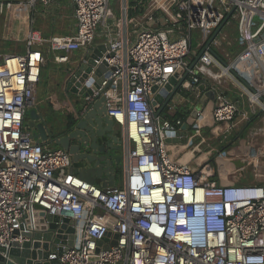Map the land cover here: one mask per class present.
Masks as SVG:
<instances>
[{
    "label": "built area",
    "instance_id": "built-area-1",
    "mask_svg": "<svg viewBox=\"0 0 264 264\" xmlns=\"http://www.w3.org/2000/svg\"><path fill=\"white\" fill-rule=\"evenodd\" d=\"M58 1L26 3L34 7ZM69 1L76 21L73 34L45 38L31 27L23 40L24 53L0 60V248L21 241L14 231L25 227L38 205L46 215L71 222L74 243L80 237L79 248H68L57 264H264V186L231 181L239 171H225L233 153L216 149L230 141L239 124L264 111L259 101L264 97V0H146L143 12L133 17L129 0H116L114 7L111 0ZM133 1L137 7L143 4ZM232 10L210 47L221 48L227 38L224 29L233 22V44L242 48L234 54L224 50L226 60L219 55L227 66L205 51L182 85L192 103L212 91L213 126L227 127L213 140L202 139L198 144L203 150L191 147L199 154L191 163L179 162L173 147H166V133L179 132L186 117H175L176 104L166 106L165 117H155L152 87L161 89L184 73ZM194 32L199 38L195 44ZM96 37L101 43L94 44ZM102 44L107 50L101 60L109 73L87 101L103 98L107 116L121 130L122 178L111 193L72 173L65 150L35 143L26 129V114L35 104L46 63L40 47L54 54L55 63L65 64L68 54ZM226 79L241 87L238 98L226 95ZM205 83L206 91L201 89ZM204 120L198 111L191 125L195 137L202 138ZM216 159L224 164V178L204 181L210 171L206 166Z\"/></svg>",
    "mask_w": 264,
    "mask_h": 264
},
{
    "label": "water",
    "instance_id": "water-1",
    "mask_svg": "<svg viewBox=\"0 0 264 264\" xmlns=\"http://www.w3.org/2000/svg\"><path fill=\"white\" fill-rule=\"evenodd\" d=\"M232 12L233 10L226 15L203 48L192 57L190 65L181 77L173 76L161 89H158L157 85L152 87V107L157 106L154 112L155 117L160 114L162 117L166 116L164 113L166 106L179 93L184 92L183 83L205 51L227 66L224 59L210 47V44L219 35ZM106 50L107 46L97 45L77 60L75 59L61 76L66 98L73 108V114L63 124L55 129L51 128L43 113L34 105L26 114V129L35 143L47 148L58 147L65 150L72 160V173L86 182L100 186L105 193H111L117 190L118 167L122 166L121 130L107 116L103 98L96 97L91 102L87 101L109 73L105 61L101 60ZM230 72L250 93H255V90L236 72L233 70ZM184 94H186L188 113L185 122L181 125L179 132H167L165 141L167 148L173 147L171 151L174 159L182 163H191L192 142L187 140V134L198 111H201L202 117L205 118L204 127L210 128L214 125L211 111L214 108L215 95L212 91H207L198 102L192 103V96L186 92ZM259 101L264 103L262 95L259 96ZM263 113L264 111L259 109L244 129ZM244 129L223 150L231 148ZM182 151H184L183 154H181ZM246 165L245 161L238 158L232 159L226 164L225 171L231 173ZM29 215H32V219L25 221V227L21 225L14 231V237L21 241L12 242L9 249L0 248V264H57V258L68 248L72 246L79 248L80 237L78 236L77 242H73L75 231L68 219L46 215L38 205H33ZM78 233H80L79 230ZM110 235L111 233L108 232L104 241L107 242ZM113 238L116 239L117 235H113ZM111 244L114 245L115 240ZM105 249H108V246Z\"/></svg>",
    "mask_w": 264,
    "mask_h": 264
},
{
    "label": "rangeland",
    "instance_id": "rangeland-1",
    "mask_svg": "<svg viewBox=\"0 0 264 264\" xmlns=\"http://www.w3.org/2000/svg\"><path fill=\"white\" fill-rule=\"evenodd\" d=\"M111 5L114 7L116 5V0H111ZM34 10L29 5H27L26 0H0V49L5 48L10 51H13L14 53H20L23 51L24 43L22 42L23 36L25 35V25L27 23V17L29 20V27L33 26L34 23ZM56 15V14H55ZM148 26L151 28L153 27L152 22L148 23ZM55 28L57 30H66L67 32L71 30L69 24L65 21L55 20ZM17 32L20 34V37L16 41H7L5 40L4 36H10V33ZM224 33L227 34V38L222 42L221 48H217L216 46H212L213 50H215L219 55L223 56L224 59H227V56L224 53L225 51L232 50V53L236 51V48H239V50L242 48V45L239 42H236V45L234 46L233 38L237 37L235 23L231 22L230 25H228L224 29ZM67 35V34H66ZM69 35V34H68ZM222 38V35L219 36ZM198 43L199 38L196 35V33H193V43ZM9 46H12L11 48ZM41 46L40 48H42ZM19 49V50H18ZM45 51V68L42 70L41 73V80L40 83L37 86V95H36V101H35V107H38L40 111L45 115V118L47 117V122L49 125L54 124L55 126L63 124L65 120H67L71 114H73V108L70 107V102L67 100V96L65 94L61 76L64 73L63 65H57L54 63L53 58L54 54H48L46 51V47L44 48ZM194 52L195 49H193ZM228 54L230 52L228 51ZM60 66V67H58ZM170 105H175V110L179 114H185L186 113V107L183 105H180L176 97L169 103ZM157 107V106H156ZM166 110H164L165 112ZM178 114V115H179ZM169 119H173L172 115H168ZM261 119L264 121V118L261 117ZM197 127V123L195 124ZM227 127V123H220L211 129L202 128L201 129V136L202 138L195 137L194 136V130L193 128H190L188 134L190 137V140L192 142L191 147H194V145H197V148L200 150H203L201 148V145L198 144L204 140H213L215 136L220 132V129H224ZM257 131H251V130H245L241 134V136L237 139L236 142L231 146L233 155L236 156L238 159H243L244 155H248L250 157V163L252 165L251 159H253V155L251 156V153L249 151V144H251L250 140L251 138L256 135ZM239 134V133H238ZM226 141L223 144H218L216 146V149H219V147H222ZM229 142H227L228 144ZM241 148V151L239 150ZM257 148V147H255ZM53 149H59L58 147H53ZM243 149V150H242ZM248 149V150H247ZM238 150V151H236ZM196 151V150H195ZM197 152V151H196ZM198 152L196 153L197 157ZM192 157L195 158L194 154H191ZM197 159V158H196ZM245 161V160H244ZM246 164L249 161H245ZM255 162V160H254ZM254 164V163H253ZM221 165V162L216 159L213 162H210L206 167L210 169L208 176L204 178V181H211L216 182V179H219V176H222V170L223 167L219 168ZM118 175H117V182H119L122 178V170L123 167H118ZM261 173V172H259ZM225 174V171H224ZM257 177V173H254V170L250 164L244 166L241 168L239 172L236 174V178H238L239 181L244 180H253L254 177ZM224 178V177H223ZM226 180H222L221 183L225 184Z\"/></svg>",
    "mask_w": 264,
    "mask_h": 264
},
{
    "label": "crops",
    "instance_id": "crops-1",
    "mask_svg": "<svg viewBox=\"0 0 264 264\" xmlns=\"http://www.w3.org/2000/svg\"><path fill=\"white\" fill-rule=\"evenodd\" d=\"M135 4V3H134ZM137 6H133V8H136ZM34 10V23L33 26H31L32 28H34L35 30H38L41 35L45 38H50L52 36H64V35H71L73 34V32L75 31V27H76V21L74 18V12H73V5L69 0H60L57 3H54L50 6H43L40 4H37L34 7H31ZM56 14V15H55ZM62 20L65 21L69 24L71 30L70 32L66 31V30H57L55 28V20ZM27 23L25 25V35L28 32V30L31 28L29 27V20L27 17ZM25 35L23 36L22 42L25 38ZM5 40L7 41H16L19 39L20 34L17 32H12L10 33V36H4ZM101 43V37H96L94 44H99ZM10 48L12 46H9ZM19 50V49H18ZM20 54V53H24V48L23 51L20 53H14L13 51H10L8 49L2 48L0 49V60H2L3 56L6 54ZM85 50L81 49V50H77L74 51L70 54H68L69 56V60L67 63L65 64H57V65H63V69L64 71L67 70L68 68H70L71 64L73 63V61L78 58H80L82 55H84ZM190 60V59H189ZM60 67V66H58ZM183 75V73H178L176 75L177 78L181 77ZM206 84H204V86L201 87L202 90L206 91L208 90L206 87ZM224 91L226 93V95H228L231 99H236L238 98V94L242 91L241 87L239 86L238 83L233 82L232 80H225L224 83ZM37 95V92H36ZM176 100L180 105H183L186 107L187 105V99H186V95L181 92L176 96ZM36 101V99H35ZM253 118V117H252ZM251 118V119H252ZM47 119V117H46ZM246 124H239L237 126V128L234 130V132L239 133L240 131H242L244 129ZM57 128V126H55L54 124L51 125V128ZM247 130H251V131H257L256 135H254L253 137L260 139L261 140V147L257 146V148H255L253 146V143L251 142V144H249V151L251 153V156L253 155V159H251L252 165L250 163V157L248 155H244L243 159L241 160H245V161H249V163L247 162V165L250 164V166H252L253 170H257L262 173H264V121L261 119V116L258 117L256 120H254L251 125L247 126L246 128ZM234 132L232 133V135L234 134ZM252 137V138H253ZM251 138V139H252ZM262 138V139H261ZM230 142V141H229ZM229 144V143H228ZM227 145V143H225L222 147H219L220 149L224 148ZM241 151V148L239 149ZM243 150V149H242ZM248 150V149H247ZM228 152L232 151V148L227 149ZM238 151V150H236ZM184 151L181 152V154H183ZM190 154H196L195 150H190ZM254 160H256V162H254ZM254 163V164H253ZM239 171L241 169H238ZM238 171V172H239ZM236 174L237 172H235V175L231 178V181L239 183V184H254L257 183L259 185L264 186V176L263 177H258V179H256L257 177H254V179L251 180H244V182L239 181L238 178H236ZM229 183L228 181H225V184ZM116 186H119V182L116 181Z\"/></svg>",
    "mask_w": 264,
    "mask_h": 264
},
{
    "label": "trees",
    "instance_id": "trees-1",
    "mask_svg": "<svg viewBox=\"0 0 264 264\" xmlns=\"http://www.w3.org/2000/svg\"><path fill=\"white\" fill-rule=\"evenodd\" d=\"M146 2V0H143V4L142 5H140V6H138V7H136V8H133V6H135V1H133V0H129V6H130V11H129V16L130 17H133V16H136V15H138V14H141L142 12H143V10H144V3ZM44 46L41 48V50L43 51V53H44V56H45V51H44ZM54 61V60H53ZM55 63V62H54ZM57 64V63H56ZM45 66H46V64L44 65V67L41 69V73H42V70L45 68ZM184 93V92H183ZM186 95V94H185ZM70 107H71V105H70ZM179 113H177L176 114V116L175 117H180V118H182V119H184L186 116H187V109H186V113L184 114H179ZM249 121H251V119L249 120ZM252 123V122H251ZM251 123L249 124V125H251ZM245 124H247V123H245ZM248 125V126H249ZM212 127H214V126H212ZM212 127H207V129H211ZM246 130V128L244 129V131ZM238 135V133L237 132H234V134L233 135H231V137L229 138L230 139V141L234 138V137H236Z\"/></svg>",
    "mask_w": 264,
    "mask_h": 264
},
{
    "label": "bare ground",
    "instance_id": "bare-ground-1",
    "mask_svg": "<svg viewBox=\"0 0 264 264\" xmlns=\"http://www.w3.org/2000/svg\"><path fill=\"white\" fill-rule=\"evenodd\" d=\"M262 139V138H261ZM251 142L253 143V146L254 147H256V145L257 146H259V147H261V140L260 139H257V138H255V137H253L252 139H251ZM230 159H235V157H234V155H231L230 157H229ZM229 160V159H228ZM243 161V160H242ZM255 162H256V160H255ZM224 166V164L222 165L221 164V167H223ZM260 171H258V169L257 170H254V173H257L258 175L257 176H259V177H263L264 176V173H259Z\"/></svg>",
    "mask_w": 264,
    "mask_h": 264
},
{
    "label": "flooded vegetation",
    "instance_id": "flooded-vegetation-1",
    "mask_svg": "<svg viewBox=\"0 0 264 264\" xmlns=\"http://www.w3.org/2000/svg\"><path fill=\"white\" fill-rule=\"evenodd\" d=\"M43 115H44V114H43ZM44 116H45V115H44ZM234 138H235V137H234ZM234 138H233V139H234ZM233 139H232V140H233ZM232 140H231V141H232ZM231 141H230V142H231ZM230 142H229V143H230Z\"/></svg>",
    "mask_w": 264,
    "mask_h": 264
}]
</instances>
